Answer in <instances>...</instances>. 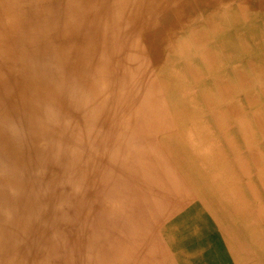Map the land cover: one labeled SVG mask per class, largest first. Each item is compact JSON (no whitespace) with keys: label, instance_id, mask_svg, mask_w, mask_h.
Masks as SVG:
<instances>
[{"label":"bare ground","instance_id":"obj_1","mask_svg":"<svg viewBox=\"0 0 264 264\" xmlns=\"http://www.w3.org/2000/svg\"><path fill=\"white\" fill-rule=\"evenodd\" d=\"M0 264H264V0H0Z\"/></svg>","mask_w":264,"mask_h":264}]
</instances>
